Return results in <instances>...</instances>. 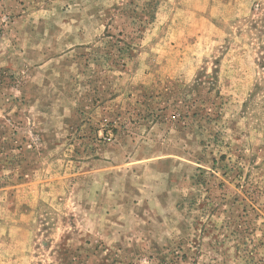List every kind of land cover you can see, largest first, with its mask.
I'll list each match as a JSON object with an SVG mask.
<instances>
[{"label":"rangeland","instance_id":"rangeland-1","mask_svg":"<svg viewBox=\"0 0 264 264\" xmlns=\"http://www.w3.org/2000/svg\"><path fill=\"white\" fill-rule=\"evenodd\" d=\"M0 264H264V0H0Z\"/></svg>","mask_w":264,"mask_h":264}]
</instances>
